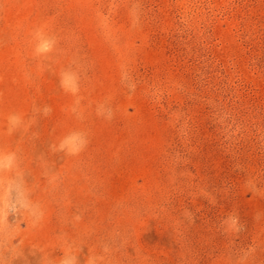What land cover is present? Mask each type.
<instances>
[{
  "label": "rangeland",
  "instance_id": "rangeland-1",
  "mask_svg": "<svg viewBox=\"0 0 264 264\" xmlns=\"http://www.w3.org/2000/svg\"><path fill=\"white\" fill-rule=\"evenodd\" d=\"M0 149V264H264V0H0Z\"/></svg>",
  "mask_w": 264,
  "mask_h": 264
},
{
  "label": "clouds",
  "instance_id": "clouds-1",
  "mask_svg": "<svg viewBox=\"0 0 264 264\" xmlns=\"http://www.w3.org/2000/svg\"><path fill=\"white\" fill-rule=\"evenodd\" d=\"M20 118L16 115L8 117L10 125L18 124ZM79 133H73L71 136L66 137L62 142V147L67 148L69 151H78L79 149L72 148V142L76 137L80 136ZM19 167L17 154L14 151H4L0 149V175L4 173H13ZM25 211L31 212V208H26ZM59 264H79L78 258L71 252H66L59 260ZM89 264H95L94 258H90Z\"/></svg>",
  "mask_w": 264,
  "mask_h": 264
}]
</instances>
